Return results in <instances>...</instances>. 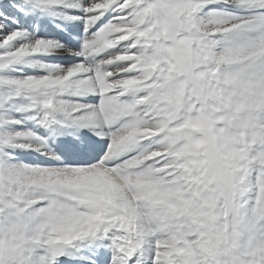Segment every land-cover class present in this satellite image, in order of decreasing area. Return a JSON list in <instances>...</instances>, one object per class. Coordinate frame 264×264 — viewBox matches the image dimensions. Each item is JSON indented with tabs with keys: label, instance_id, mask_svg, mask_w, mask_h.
Returning a JSON list of instances; mask_svg holds the SVG:
<instances>
[{
	"label": "snow or ice",
	"instance_id": "snow-or-ice-1",
	"mask_svg": "<svg viewBox=\"0 0 264 264\" xmlns=\"http://www.w3.org/2000/svg\"><path fill=\"white\" fill-rule=\"evenodd\" d=\"M0 264H264V0H0Z\"/></svg>",
	"mask_w": 264,
	"mask_h": 264
}]
</instances>
